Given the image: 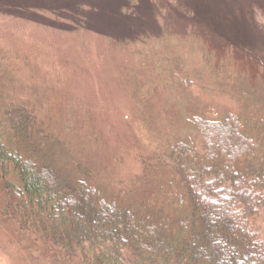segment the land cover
Returning <instances> with one entry per match:
<instances>
[{"label": "rangeland", "instance_id": "obj_1", "mask_svg": "<svg viewBox=\"0 0 264 264\" xmlns=\"http://www.w3.org/2000/svg\"><path fill=\"white\" fill-rule=\"evenodd\" d=\"M17 111L31 118L38 162L64 180L155 217L180 204L185 215L168 147L190 140L201 151L189 120L239 123L264 153V0H0V140L10 149ZM225 129L207 142L224 146ZM6 202L0 181V264H99L18 229Z\"/></svg>", "mask_w": 264, "mask_h": 264}, {"label": "trees", "instance_id": "obj_2", "mask_svg": "<svg viewBox=\"0 0 264 264\" xmlns=\"http://www.w3.org/2000/svg\"><path fill=\"white\" fill-rule=\"evenodd\" d=\"M15 113L10 128L18 148L0 140V181L3 215L18 229L57 238L68 252L84 250L99 264H264V153L239 123L189 120L201 151L190 140L168 147L188 211L174 205L155 217L107 202L86 181L68 182L38 162L28 140L31 118ZM228 126L231 138L212 147L207 138Z\"/></svg>", "mask_w": 264, "mask_h": 264}]
</instances>
